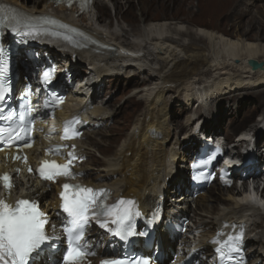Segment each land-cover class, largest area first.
Listing matches in <instances>:
<instances>
[{
    "label": "bare ground",
    "instance_id": "1",
    "mask_svg": "<svg viewBox=\"0 0 264 264\" xmlns=\"http://www.w3.org/2000/svg\"><path fill=\"white\" fill-rule=\"evenodd\" d=\"M1 1L32 14H50L55 11L67 24L86 28L111 46H96L88 52L66 51L67 58H70L69 68L64 72L65 68L60 66L57 85L61 86L58 81L63 77L67 79L68 86L71 75L77 73L80 78L82 71L86 70L85 75L90 77L92 91L87 99L81 94L71 93L64 109L59 112L62 118L86 112V119L91 123L108 125L116 119L122 105L115 111L110 109L108 104L111 98L107 101H104V97L100 99L102 86L108 80L120 81L122 77L128 80L127 86H132L136 75L148 77L145 78L147 85L134 90L140 94L137 97L138 104L143 101L144 107L132 131L120 141L98 142L94 140V134L99 131L86 127V138L79 143L84 154L90 157L99 145L109 146L104 150L106 156L102 160L93 158L83 165L87 174L85 182L107 186L115 191L116 196L121 193L123 196H135L145 210H156L157 241L165 251L170 246L176 249L180 243L184 248L189 247L192 242L189 235L194 232L190 227L188 235L181 239L177 236L170 238L167 231L170 221L189 216L196 230L201 231L198 246L206 251L209 250V237L216 227L223 221H230L251 228L248 244L252 248V259L249 264H264L262 209L243 204V192L236 185L224 189L216 183L212 187L217 189L211 195L207 191L195 200L190 189V161L199 151L200 138L206 136L207 131L204 129H210L219 138L225 137L228 142L232 140L233 133L228 131V135L224 136L218 131V125L221 124L218 111L198 124L196 118L190 117L186 124L188 131L180 133L184 127L178 125L175 129V114L171 108L172 98L173 104L179 107L184 105L186 109H192L195 104H199L210 109L211 104L222 102L226 96L237 98L242 93L264 90V0H111L122 35L111 30L114 20L106 25L108 31L103 28V16L111 12L110 4L104 0H96L93 11L77 18L78 9L56 7L51 0H36L34 5H26L20 0ZM124 22L128 23L131 30L122 25ZM217 22H223L224 25ZM47 45L51 46L43 43L34 46L41 61H45L56 48L55 44ZM54 57L57 61V54ZM17 59L28 66V72L35 66V61L28 58L23 49ZM251 60L263 62V65L254 67L250 64ZM150 75L153 80L149 79ZM80 80L77 78L76 82ZM23 81L20 78L19 84ZM137 82L142 83L139 79ZM70 90L73 92L75 87H70ZM109 91L111 93L107 94ZM106 94H113L110 85ZM208 120L211 122L208 123ZM237 126L234 128L236 132L245 124ZM252 128L258 130L257 126ZM110 134V130L102 133L105 136ZM240 135L243 136L240 144H246V134L242 135L241 132ZM41 142L46 144L47 140L42 137ZM245 148L254 162L243 164L242 172L253 170L249 175L261 180L264 154H260L257 145L250 142ZM37 156V148L30 150L29 160L23 163L15 159L13 152L2 155L15 178L16 186L24 187L29 196L41 200L45 211L55 218L57 186H40L28 174ZM242 172L238 171V174ZM45 188L51 189L50 199L47 198L48 192L43 194ZM219 188L222 192L217 191ZM193 204L197 205V209H193ZM46 233L49 234V229ZM46 260L42 256V261L37 264H47Z\"/></svg>",
    "mask_w": 264,
    "mask_h": 264
},
{
    "label": "snow or ice",
    "instance_id": "2",
    "mask_svg": "<svg viewBox=\"0 0 264 264\" xmlns=\"http://www.w3.org/2000/svg\"><path fill=\"white\" fill-rule=\"evenodd\" d=\"M71 4V0H67ZM0 11H4L3 6H0ZM11 19L15 22L12 27L13 32H18L20 26H23L25 35L34 36L39 29L32 25L28 19L24 18L15 9H12ZM55 24L56 21H51ZM61 27H67L61 25ZM72 31H76L72 29ZM67 39V37H65ZM7 72V61L4 59V50L0 48V101L5 99V74ZM44 77L47 80L50 78V73L45 72ZM62 100V98H60ZM31 109H29V112ZM25 113L20 114L21 121L24 120ZM11 119V114L6 117ZM79 123V121H75ZM24 129H21L23 132ZM65 138H68L69 129L65 127ZM3 135V130H0V137ZM16 139H23L17 136ZM26 147L30 144L25 143ZM59 149H56L58 151ZM71 159L68 163L60 165L55 162L44 161L42 166L38 169L39 175L42 179L54 181L58 177H72L75 174L70 171L72 160L76 159L73 153H69ZM19 158V157H18ZM215 159V157H212ZM208 161H205L207 163ZM32 171L31 168L28 169ZM18 171V170H17ZM3 181L5 189L10 190L12 184L10 183L9 174L5 173L0 176ZM63 191L60 197L63 201V212L67 213L70 218L69 223L72 227L69 229L70 235H74V239H70L66 253H62L63 264H83L89 255H94L90 250H86L82 244L84 237V226L95 220L100 222L101 226H105L101 222V215L111 218V222L117 225L114 234L120 235H135L132 226V218L139 216V211H134L135 202L132 200H120L117 205L107 206L98 202V198L105 194L104 190H94L92 188H85L80 185H70L65 183L62 185ZM75 189V190H74ZM103 209V211H97ZM46 225L48 221L46 214L39 210L35 201L29 199H20L15 206L0 199V264H29L30 258L33 254L38 255L42 251L43 245L48 242L49 237L46 233ZM243 233L241 232L236 237H229V242L241 239ZM219 243V241H214ZM240 248L238 245L231 244L230 252L238 253ZM217 252L223 253L221 248H217ZM231 259V257L229 256ZM101 264H127L125 260L108 259L101 261ZM136 264H148V261H137ZM238 264V262H237Z\"/></svg>",
    "mask_w": 264,
    "mask_h": 264
},
{
    "label": "rangeland",
    "instance_id": "3",
    "mask_svg": "<svg viewBox=\"0 0 264 264\" xmlns=\"http://www.w3.org/2000/svg\"><path fill=\"white\" fill-rule=\"evenodd\" d=\"M21 1L26 3V5H34V2L36 0H20V2ZM100 1L103 2V0H100ZM104 2H108V4H110L111 12L110 14L108 13L103 16L104 18L103 28L104 29L107 28L106 30L108 31L109 28L106 27V25L107 26L108 24L110 25L111 22L114 20V27H112L111 30L113 32L120 33L119 29L121 28L117 22L116 10L113 6L114 3L111 0H104ZM260 2L261 1H259L258 3ZM95 13L98 14L97 10L95 11ZM216 20L218 21V19ZM217 23L220 25H224L223 22H217ZM122 25L124 27L126 26L128 30H131L127 22H124V24ZM187 25H189L190 28L192 27L190 24H187ZM85 72L86 70L84 72L82 71L83 75L86 74ZM146 77L147 75H144V74L140 76L136 75L134 80H132L133 81L132 86L131 85L127 86L128 80L126 79V77H122L120 81H115V80L109 81L108 80V82L104 84L102 92L100 93V99H103L102 97H104V101H107L108 99L111 98L110 103L108 104L109 108L115 111L122 105V109H120L114 121L112 120L108 123V125H102L101 127L97 128L96 132L97 131L99 132L94 134L95 136L94 140H97L98 142L103 141L107 143L109 142L111 143L115 141L116 139L120 141L125 135H127L129 132L132 131V128L136 122V119L139 116L140 112L142 111V108L144 107V104L142 103L143 101L138 104L139 99L137 97L140 94L135 93L134 90L136 91V90L141 89V88H138L139 86L144 87L145 85H147L148 81L145 79ZM138 79L142 83L138 84L137 82ZM149 79L153 80L151 78V75ZM109 85H110L111 90H113V94L107 95L111 93L109 91L106 94L107 96H105V93L109 88ZM239 96L237 98H233L232 96L230 97L226 96L224 97L222 102L218 101L217 103L215 102L211 104L210 109L205 108L202 105L199 106V104H195L192 109L191 108L186 109L184 105H180L179 107L178 105L173 104V98H172L171 108H172V112H174L175 114L174 116V120L176 121L174 122V126L176 127L175 129L177 130L178 125L179 127L183 126L184 128H181L180 133H185L186 131H188V126H186V124L188 122L187 120L190 117L196 118V121L198 124V123H201L203 119H206V117H209V118L212 117L211 115L215 114L218 111V116L220 118L219 120H221V124L218 125L220 127L218 131L224 134V136L228 135L227 134L228 131H230V133H233L232 141H233V138L240 136V133L242 132V135L246 134L244 136L246 137L247 140H254V141L256 140L258 152H260V154L264 153V136H263L264 130L262 129V127H264V90L256 89V91H252L247 94L242 93ZM117 97L118 99H116ZM177 101L178 103H180L179 100ZM98 102L102 104L100 100ZM98 102L96 104H98ZM232 121L233 123L231 124ZM210 122L211 121L208 120V123ZM242 123H244L245 126L236 132V129H234L235 126L240 125ZM214 126H217V125H214ZM252 126L253 127L257 126L258 130L255 131V129L252 128ZM238 127L239 126H237V128ZM232 128L235 130V132L233 131ZM109 130L111 133L110 135H106V136L102 135V133L108 132ZM204 130L207 131L206 136H211L210 129H207V130L204 129ZM259 132H263V133L258 135ZM101 146H103L104 148L102 147L101 149L100 148ZM108 146H109L108 144L107 145L101 144L98 146V148H95L93 151V156H91V159L94 158V159L102 160V158H104V155L106 156L105 154L106 152L104 150L107 149ZM115 148L116 146L113 147V149ZM216 189L217 188L212 187L208 191V194L211 195V192L215 191ZM217 191L222 192L220 188ZM213 195H216V194L214 193ZM194 208L197 209L196 204H193V209Z\"/></svg>",
    "mask_w": 264,
    "mask_h": 264
},
{
    "label": "water",
    "instance_id": "4",
    "mask_svg": "<svg viewBox=\"0 0 264 264\" xmlns=\"http://www.w3.org/2000/svg\"><path fill=\"white\" fill-rule=\"evenodd\" d=\"M250 64H251L252 66H254V67H260V66L263 65V62L258 63V62L254 61V60H251V61H250Z\"/></svg>",
    "mask_w": 264,
    "mask_h": 264
}]
</instances>
